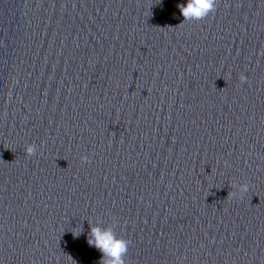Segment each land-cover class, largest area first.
<instances>
[{"label": "clouds", "instance_id": "clouds-1", "mask_svg": "<svg viewBox=\"0 0 264 264\" xmlns=\"http://www.w3.org/2000/svg\"><path fill=\"white\" fill-rule=\"evenodd\" d=\"M217 3L218 0H187L186 4H178L177 7L184 21L199 22L215 12ZM239 79L241 83H244L247 78L241 74ZM36 150L35 144H28L25 147L28 156L34 155ZM87 159V157H81L83 162H87ZM238 191L240 194L246 193L248 184H241ZM88 243L102 254L100 264H125L130 241L118 237L112 229L101 230L99 227H91Z\"/></svg>", "mask_w": 264, "mask_h": 264}]
</instances>
